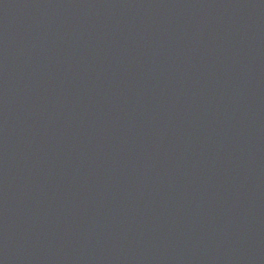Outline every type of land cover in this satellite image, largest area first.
I'll return each mask as SVG.
<instances>
[{
  "label": "water",
  "instance_id": "water-1",
  "mask_svg": "<svg viewBox=\"0 0 264 264\" xmlns=\"http://www.w3.org/2000/svg\"><path fill=\"white\" fill-rule=\"evenodd\" d=\"M0 264H264V0H0Z\"/></svg>",
  "mask_w": 264,
  "mask_h": 264
}]
</instances>
